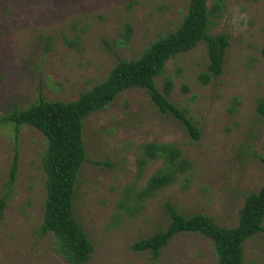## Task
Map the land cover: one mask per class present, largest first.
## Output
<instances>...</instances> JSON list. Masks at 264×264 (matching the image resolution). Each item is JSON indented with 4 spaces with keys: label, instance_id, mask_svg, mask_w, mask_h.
Wrapping results in <instances>:
<instances>
[{
    "label": "rangeland",
    "instance_id": "374dc122",
    "mask_svg": "<svg viewBox=\"0 0 264 264\" xmlns=\"http://www.w3.org/2000/svg\"><path fill=\"white\" fill-rule=\"evenodd\" d=\"M191 0H0V115L43 96L71 102L105 81L121 59L138 57L177 30ZM217 0H209L212 7ZM211 34L230 36L221 75L204 84L208 42L171 58L156 79L169 99L201 130L195 140L173 113H162L147 89L132 88L84 122L87 160L77 184L76 217L94 252L87 264H218L212 240L175 236L157 258L132 245L166 229L165 205L219 225H238L246 197L264 185V0H222ZM133 28L128 41L127 26ZM78 40V44L71 41ZM150 142L175 143L191 167L170 186L138 203L127 200L163 165L141 176L137 158ZM47 138L30 125L0 126V200L8 193L15 155L17 179L0 221V264H73L53 234L41 236L47 196L43 159ZM244 264H264V232L245 244Z\"/></svg>",
    "mask_w": 264,
    "mask_h": 264
},
{
    "label": "trees",
    "instance_id": "16d2710c",
    "mask_svg": "<svg viewBox=\"0 0 264 264\" xmlns=\"http://www.w3.org/2000/svg\"><path fill=\"white\" fill-rule=\"evenodd\" d=\"M209 0H191L189 10L180 27L162 35L147 46L136 58L121 59L111 70L108 78L83 93L71 102L49 101L43 96L30 106L14 109L0 115V126L30 125L40 130L47 138V148L43 159L46 171L45 214L39 229L41 236L53 234L57 250L73 264H87L94 247L79 223L75 213L77 184L87 152L84 140L86 118L110 105L123 91L132 88L147 89L155 105L162 113L175 114L190 131L195 140L201 130L185 111L169 99L173 81L168 79L164 91L156 85L171 58L194 49L201 41L208 42L210 63L208 70L200 74L204 84L221 75L230 36L226 33L211 34L210 30L224 9L222 0L212 7ZM133 28L128 25L124 38L130 39ZM78 44V40L70 42ZM264 117V103L260 107ZM163 160V165L149 178L141 190L131 187L127 200L136 198L138 203L155 197L158 192L175 183L180 175L190 167L191 162L183 157L182 150L175 143L150 142L141 147L137 158L138 175L141 176L150 162ZM264 166V153L261 156ZM19 155L16 154L10 173L8 193L0 200V221L17 179ZM166 212L171 219L166 229L156 231L132 245L133 251H150L159 257L170 241L181 233L202 234L212 240L218 256V264H244L245 244L255 235L264 232V185L258 192L247 195L240 210L238 225L224 227L211 216L197 214L188 216L173 204L166 203Z\"/></svg>",
    "mask_w": 264,
    "mask_h": 264
}]
</instances>
